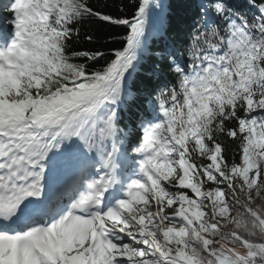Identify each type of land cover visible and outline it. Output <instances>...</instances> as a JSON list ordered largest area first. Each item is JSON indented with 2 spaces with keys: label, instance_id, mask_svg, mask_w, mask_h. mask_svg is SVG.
I'll list each match as a JSON object with an SVG mask.
<instances>
[{
  "label": "snow or ice",
  "instance_id": "6c2138e0",
  "mask_svg": "<svg viewBox=\"0 0 264 264\" xmlns=\"http://www.w3.org/2000/svg\"><path fill=\"white\" fill-rule=\"evenodd\" d=\"M98 4L0 0V264H264V0Z\"/></svg>",
  "mask_w": 264,
  "mask_h": 264
},
{
  "label": "trees",
  "instance_id": "16d2710c",
  "mask_svg": "<svg viewBox=\"0 0 264 264\" xmlns=\"http://www.w3.org/2000/svg\"><path fill=\"white\" fill-rule=\"evenodd\" d=\"M235 2H243V0H235ZM121 3V0H99L98 6H103L107 5L108 11H113L115 12L117 10V6ZM124 4L130 3V0H123ZM85 31H94L96 32L99 36L103 37V35L107 32L110 31L107 27H102L98 24H94L91 26H88L85 28ZM100 45H88V44H82L81 47L83 48H94V47H99ZM166 70V69H165Z\"/></svg>",
  "mask_w": 264,
  "mask_h": 264
}]
</instances>
